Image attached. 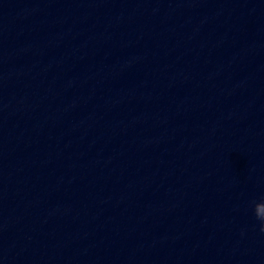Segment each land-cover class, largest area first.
Masks as SVG:
<instances>
[{"label": "water", "instance_id": "obj_1", "mask_svg": "<svg viewBox=\"0 0 264 264\" xmlns=\"http://www.w3.org/2000/svg\"><path fill=\"white\" fill-rule=\"evenodd\" d=\"M264 0H0V264H264Z\"/></svg>", "mask_w": 264, "mask_h": 264}, {"label": "clouds", "instance_id": "obj_2", "mask_svg": "<svg viewBox=\"0 0 264 264\" xmlns=\"http://www.w3.org/2000/svg\"><path fill=\"white\" fill-rule=\"evenodd\" d=\"M253 212L255 218L261 222V231H264V199L253 201Z\"/></svg>", "mask_w": 264, "mask_h": 264}]
</instances>
